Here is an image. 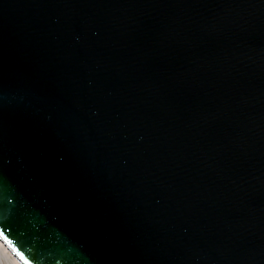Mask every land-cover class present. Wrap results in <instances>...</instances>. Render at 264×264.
<instances>
[{"label": "water", "instance_id": "1", "mask_svg": "<svg viewBox=\"0 0 264 264\" xmlns=\"http://www.w3.org/2000/svg\"><path fill=\"white\" fill-rule=\"evenodd\" d=\"M0 230L21 264H264V0H0Z\"/></svg>", "mask_w": 264, "mask_h": 264}, {"label": "bare ground", "instance_id": "2", "mask_svg": "<svg viewBox=\"0 0 264 264\" xmlns=\"http://www.w3.org/2000/svg\"><path fill=\"white\" fill-rule=\"evenodd\" d=\"M0 250L9 259L11 264H21L20 261L12 254V252L0 241Z\"/></svg>", "mask_w": 264, "mask_h": 264}, {"label": "snow or ice", "instance_id": "3", "mask_svg": "<svg viewBox=\"0 0 264 264\" xmlns=\"http://www.w3.org/2000/svg\"><path fill=\"white\" fill-rule=\"evenodd\" d=\"M3 235H4L3 231L0 230V236ZM8 243L11 245L12 242L9 240ZM14 251H16V254L20 257V259L24 261V264H30V260L25 258L22 251L16 250L15 248Z\"/></svg>", "mask_w": 264, "mask_h": 264}, {"label": "rangeland", "instance_id": "4", "mask_svg": "<svg viewBox=\"0 0 264 264\" xmlns=\"http://www.w3.org/2000/svg\"><path fill=\"white\" fill-rule=\"evenodd\" d=\"M0 264H11L9 262V259L3 254L1 250H0Z\"/></svg>", "mask_w": 264, "mask_h": 264}]
</instances>
